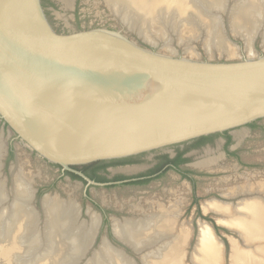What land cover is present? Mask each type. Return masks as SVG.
<instances>
[{"label": "water", "instance_id": "water-1", "mask_svg": "<svg viewBox=\"0 0 264 264\" xmlns=\"http://www.w3.org/2000/svg\"><path fill=\"white\" fill-rule=\"evenodd\" d=\"M136 38L61 34L53 0H0V119L35 154L93 185L73 168L105 161L102 174L203 136L264 128V50L198 60Z\"/></svg>", "mask_w": 264, "mask_h": 264}, {"label": "rangeland", "instance_id": "rangeland-1", "mask_svg": "<svg viewBox=\"0 0 264 264\" xmlns=\"http://www.w3.org/2000/svg\"><path fill=\"white\" fill-rule=\"evenodd\" d=\"M223 1L224 8L217 9L212 3L209 6H203L191 0L189 5L180 12L181 14L179 13V19L176 18L175 25H172L174 20L167 23L160 16L158 18L154 12L146 17L150 32L157 40V43L151 45L157 47L158 51L162 53H173L177 56L210 61L240 60L251 54L253 56L263 54L264 22L261 24L263 21L261 18L264 15V0ZM63 4L61 0H53L54 29L58 33L71 34L79 31L106 29L120 32L131 40H137L136 35L124 27L111 13L104 0H73L69 7ZM249 5L252 9L250 8L251 10L245 14L246 19L249 24L257 26L258 23L259 31L258 34H251L248 38L240 31L243 30L239 29L242 24L237 18L240 8L244 10ZM213 31L214 33H212ZM208 32L222 41L223 50L213 45L209 52L207 48ZM217 33L218 37H216ZM166 41H168L167 45H165ZM138 42L140 43V40ZM226 140L225 137L214 139L200 147H188L102 173L100 176L106 182L111 183L93 185L75 178L67 171L62 170L60 166L49 163L35 154L10 132L7 124L0 119V143L2 145L0 184H4L6 204L10 203L13 199V190H11L13 189V167L16 166L17 169L23 170V173L31 180V186L35 192L31 205L37 211L40 212V200L48 195L77 203L81 210L80 221L88 220V216H86L88 210L97 213L100 217V225L88 258L98 252L102 245L101 242L107 239L113 248L122 251L135 264H142L141 258L147 251L135 253L129 247L117 242L114 239L112 225L115 222L122 223L130 218L140 219L139 217L142 218L152 212H157L158 204H162L164 207L175 204L176 209L181 211H179L180 217L177 219V230H180L179 228L183 224V227L190 232L186 253L181 264H193L190 262V252L192 254L197 242L198 221L209 224L221 243L222 260L215 258L212 264H253V262L264 264V254L259 251L260 248L264 249V235L256 236L247 232L242 237L240 233L227 229L217 222V218L231 220L234 215L224 216L213 212L206 213L202 210V205L213 199L226 201L233 205L238 204L241 200L260 196L261 199H264L261 193L253 195L252 192L236 197L226 196L235 188L264 183V128L243 132L239 140L234 135H230L229 152H224ZM182 151H184L183 159L186 161L177 171L163 170L144 184L127 185L115 182L153 174L158 171L157 166H162L165 162L163 157L167 156L168 159H173L174 155ZM209 158L217 160L214 165L208 166L209 168L196 165ZM259 202L264 208L261 201L257 200L256 204ZM3 204L5 203L3 202ZM239 214L237 216H241L243 219H251V216L245 213ZM39 218V222H42L41 214ZM15 253L21 254V248L16 249ZM18 261L16 258L13 261L12 258L11 264H22ZM83 262L84 259L78 261V264ZM194 264L199 263L197 261Z\"/></svg>", "mask_w": 264, "mask_h": 264}, {"label": "bare ground", "instance_id": "bare-ground-1", "mask_svg": "<svg viewBox=\"0 0 264 264\" xmlns=\"http://www.w3.org/2000/svg\"><path fill=\"white\" fill-rule=\"evenodd\" d=\"M61 1L67 7L72 5L71 3L73 2V0ZM104 1L111 13L124 27L144 39L147 43L155 44L157 40L153 38L150 32L146 17L156 12L158 18L161 17L167 23L174 20L172 25H175L179 13L189 5L188 3L191 0ZM193 1L203 6H209L212 3L217 9L224 8L225 4L223 0ZM250 8V5L244 10L240 8V14L237 18L242 24V26H239V29L243 30L240 31L248 38L251 34H256L259 31L258 23L257 26L249 24L246 19L245 14H247L248 10L252 9ZM262 16L263 18L260 17L263 20L261 24L264 22V15ZM208 33L207 48L209 52L213 45L223 50L222 41L218 38L216 39L214 34H212L214 31ZM168 34L170 36V33ZM216 37H218V33ZM167 42L164 44L167 45ZM234 136L239 140L242 137V133L234 134ZM1 150L2 145L0 143V156L2 155ZM216 161V158H209L198 162L196 165L207 168L214 165ZM31 184L30 178L23 173V170L21 171L14 166L13 199L7 204L5 202L4 184H0V242L3 241L2 244L0 243V264H11L10 257L12 253L13 261L16 258L22 264L24 262L25 264H78V261H83V259L84 262L82 264H135L122 251L113 248L107 239L101 242L100 250L88 258V254L98 234L100 225L99 215L88 210L86 214L88 220L80 221L81 210L77 203L48 195L41 199V210L39 212L31 205L35 193ZM251 192L253 195L261 193L264 196V183L260 182L255 185L235 188L233 191L228 192L226 196L236 197L237 195L249 194ZM260 197L241 200L236 205L226 203V201H219V199H213L206 201L202 205V210L206 213L213 212L224 216L234 215L231 220L217 218V222L227 229L235 230L242 237L247 232L256 236H262L264 235V208L263 205H260V202L256 204L257 200L264 204V199ZM175 206V204H170L168 207H164L162 204H158V211L156 210L157 212H152L150 215L142 218L139 217L140 219H126L122 223L120 221L115 222L112 225L113 234L135 253L147 251L141 258L142 264H181L186 253L190 232L187 228L183 227V224L179 228L180 230H177V219L180 217V210L176 209ZM241 212L251 216V219L246 220L241 218V216H237ZM40 214L43 217L42 222H39ZM197 229V242L192 254L190 252L192 260L190 262H193V264L197 263V261L199 264H212L215 258H219L221 261V243L217 236L213 234L209 224L198 221ZM252 243L247 244L250 245ZM257 244L260 245L261 243ZM18 248H21V254L15 253V250ZM259 251L264 254L263 248H260ZM253 264L258 263L253 262Z\"/></svg>", "mask_w": 264, "mask_h": 264}, {"label": "trees", "instance_id": "trees-1", "mask_svg": "<svg viewBox=\"0 0 264 264\" xmlns=\"http://www.w3.org/2000/svg\"><path fill=\"white\" fill-rule=\"evenodd\" d=\"M257 121L255 122H252L250 124H248V126H254L256 124ZM224 136L227 140H226V146L228 144H230V136H228V131L226 132H223V133H220V134H213V135H208V136H203V137H200L198 139H195L192 142V144L190 145L191 148H196V147H200V146H203L204 144L206 143H209L211 142L212 138L216 137V136ZM185 151V150H184ZM184 151L182 152H178L176 157L172 160L168 159L167 156L163 157V159H165V161H169L171 163L174 164V166H177L181 163H184L186 161V159H183V154H184ZM132 157H128V158H124V159H118V160H122L121 163H131L133 162ZM105 161H98V162H94V163H90L88 165H83V166H80V167H75V168H80L83 173L89 177L90 179L92 180H95L97 182H101V181H105L104 178H102L101 176L98 175V172L101 170V171H104L107 167V165L104 163ZM160 165L157 166V169L160 170ZM72 176H74L75 178H79L77 175L71 173ZM184 177H186V175H184ZM217 229V227H215Z\"/></svg>", "mask_w": 264, "mask_h": 264}, {"label": "flooded vegetation", "instance_id": "flooded-vegetation-1", "mask_svg": "<svg viewBox=\"0 0 264 264\" xmlns=\"http://www.w3.org/2000/svg\"><path fill=\"white\" fill-rule=\"evenodd\" d=\"M229 149H228V145L226 146V143H225V145H224V152H229L228 151ZM184 156V155H183ZM182 156V157H183ZM176 157V155H174V157H173V159ZM170 160H172V159H170ZM185 163H182V164H179L178 166H177V168H176V166H174V164L173 163H171V162H169V161H165L164 163H163V165L162 166H160L161 168H160V170H158L157 172H155V173H153V174H149V175H143V176H140V177H137V178H126V179H121V180H119V181H115L116 183L117 182H121V183H123V184H127V185H134V184H144L147 180H149V179H151L153 176H155V175H157L158 173H160V172H162L163 170H174V171H177L178 170V168L181 166V165H184ZM73 169H75L76 171H78V172H80L81 174H83L86 178H88L89 180H91V181H93L94 183H96V184H108V183H111V182H106V181H101V182H97V181H95V180H92V179H90L89 177H87L84 173H83V171L80 169V168H73ZM69 172V171H68ZM100 172H101V170L98 172V175L100 176L101 174H100ZM70 173H72V172H70ZM74 174V173H73ZM76 175V174H75ZM187 175V174H186ZM187 177L189 178V176L187 175ZM81 178V177H80ZM82 179V178H81ZM85 181V180H84ZM86 182V181H85ZM114 182V183H115Z\"/></svg>", "mask_w": 264, "mask_h": 264}]
</instances>
